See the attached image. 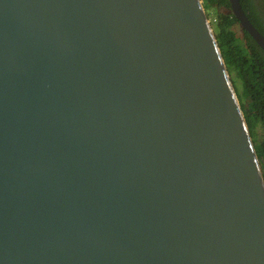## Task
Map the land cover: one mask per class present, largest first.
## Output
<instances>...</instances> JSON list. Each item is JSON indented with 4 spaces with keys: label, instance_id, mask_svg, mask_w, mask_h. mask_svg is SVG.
<instances>
[{
    "label": "water",
    "instance_id": "obj_1",
    "mask_svg": "<svg viewBox=\"0 0 264 264\" xmlns=\"http://www.w3.org/2000/svg\"><path fill=\"white\" fill-rule=\"evenodd\" d=\"M0 264H264L262 172L201 0H0Z\"/></svg>",
    "mask_w": 264,
    "mask_h": 264
},
{
    "label": "trees",
    "instance_id": "obj_2",
    "mask_svg": "<svg viewBox=\"0 0 264 264\" xmlns=\"http://www.w3.org/2000/svg\"><path fill=\"white\" fill-rule=\"evenodd\" d=\"M253 26L264 36V0H239ZM206 12L214 11L211 22L225 67L231 78L243 117L252 140L264 181V53L244 31L237 36L236 20L229 11L227 0H203ZM238 81L239 90L235 86ZM248 103L244 107L242 100Z\"/></svg>",
    "mask_w": 264,
    "mask_h": 264
},
{
    "label": "rangeland",
    "instance_id": "obj_3",
    "mask_svg": "<svg viewBox=\"0 0 264 264\" xmlns=\"http://www.w3.org/2000/svg\"><path fill=\"white\" fill-rule=\"evenodd\" d=\"M207 15H208V18H209L210 22H213V20H214L213 17L215 16L214 11L209 10V11L207 12ZM233 29H234V31H235V33H236L237 36H240V35H241V31H240V29H239V27H238L237 25L233 26ZM232 77H233V74L231 75V78H232ZM232 79H235V77H233ZM235 86H236L237 89L239 90V84H238V81H235ZM242 102H243V104H244V107L247 108L248 103H247L244 99L242 100Z\"/></svg>",
    "mask_w": 264,
    "mask_h": 264
},
{
    "label": "built area",
    "instance_id": "obj_4",
    "mask_svg": "<svg viewBox=\"0 0 264 264\" xmlns=\"http://www.w3.org/2000/svg\"><path fill=\"white\" fill-rule=\"evenodd\" d=\"M201 1H203V0H201Z\"/></svg>",
    "mask_w": 264,
    "mask_h": 264
}]
</instances>
